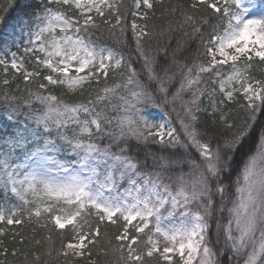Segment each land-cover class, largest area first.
I'll return each instance as SVG.
<instances>
[{"label":"snow or ice","instance_id":"obj_1","mask_svg":"<svg viewBox=\"0 0 264 264\" xmlns=\"http://www.w3.org/2000/svg\"><path fill=\"white\" fill-rule=\"evenodd\" d=\"M0 72V264H264V0H6Z\"/></svg>","mask_w":264,"mask_h":264},{"label":"trees","instance_id":"obj_2","mask_svg":"<svg viewBox=\"0 0 264 264\" xmlns=\"http://www.w3.org/2000/svg\"><path fill=\"white\" fill-rule=\"evenodd\" d=\"M5 2H6V0H0V4H3V3H5ZM171 2H173V3H181V2H187V0H171ZM164 3H165V4L169 3V0H164ZM157 12H158V14H159V9L157 10ZM12 15L15 16L16 13L13 12ZM152 23H157V24H158L159 21L153 20ZM166 41H167V38L165 37V38H163L162 43H166ZM173 46H174V44H173ZM193 50H194V46H193ZM10 78H11V74H10ZM2 79H3V74H2V72H0V80H2ZM17 84H19L20 87H21V89H22V88L24 87V82H23L22 79H17V80L15 81V83H13V84L11 85V88H12V90H13V93H14L17 97H19L20 95H22V93H21V92H16V91H15V88H16V85H17ZM2 107H4V104H3L2 102H0V108H2ZM2 195H3V194L0 193V198H2ZM23 231H25V232L27 233L28 228L25 227V228L23 229ZM109 231H114V229H109ZM100 243H101V245L103 246V245L106 244V241H104L103 238H101ZM100 259H101V261H104V260H106V259H110V257H107V258H106V257H103V256H102Z\"/></svg>","mask_w":264,"mask_h":264},{"label":"rangeland","instance_id":"obj_3","mask_svg":"<svg viewBox=\"0 0 264 264\" xmlns=\"http://www.w3.org/2000/svg\"><path fill=\"white\" fill-rule=\"evenodd\" d=\"M3 108V107H2ZM0 108V109H2ZM6 113L3 111H0V128H2L3 126H5L8 121L6 120ZM155 115H157V118H159V113H156Z\"/></svg>","mask_w":264,"mask_h":264}]
</instances>
